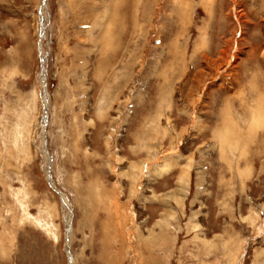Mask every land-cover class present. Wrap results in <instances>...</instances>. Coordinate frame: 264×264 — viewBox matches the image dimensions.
<instances>
[{"label": "rangeland", "instance_id": "374dc122", "mask_svg": "<svg viewBox=\"0 0 264 264\" xmlns=\"http://www.w3.org/2000/svg\"><path fill=\"white\" fill-rule=\"evenodd\" d=\"M0 264H264V0H0Z\"/></svg>", "mask_w": 264, "mask_h": 264}, {"label": "bare ground", "instance_id": "6f19581e", "mask_svg": "<svg viewBox=\"0 0 264 264\" xmlns=\"http://www.w3.org/2000/svg\"><path fill=\"white\" fill-rule=\"evenodd\" d=\"M44 1H46V0H44ZM45 7H46V5H44V7H43V12L45 11ZM43 15H44V13H43ZM47 98V97H46ZM47 99L45 100V104L47 105Z\"/></svg>", "mask_w": 264, "mask_h": 264}, {"label": "water", "instance_id": "95a60500", "mask_svg": "<svg viewBox=\"0 0 264 264\" xmlns=\"http://www.w3.org/2000/svg\"><path fill=\"white\" fill-rule=\"evenodd\" d=\"M44 67V66H43Z\"/></svg>", "mask_w": 264, "mask_h": 264}]
</instances>
